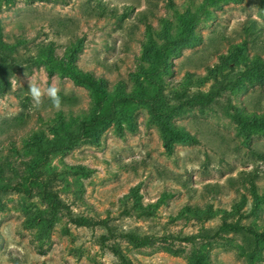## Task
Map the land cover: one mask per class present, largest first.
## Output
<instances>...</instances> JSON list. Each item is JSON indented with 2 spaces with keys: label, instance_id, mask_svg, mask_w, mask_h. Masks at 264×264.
<instances>
[{
  "label": "rangeland",
  "instance_id": "obj_1",
  "mask_svg": "<svg viewBox=\"0 0 264 264\" xmlns=\"http://www.w3.org/2000/svg\"><path fill=\"white\" fill-rule=\"evenodd\" d=\"M0 23V264H264V0H0Z\"/></svg>",
  "mask_w": 264,
  "mask_h": 264
},
{
  "label": "clouds",
  "instance_id": "obj_2",
  "mask_svg": "<svg viewBox=\"0 0 264 264\" xmlns=\"http://www.w3.org/2000/svg\"><path fill=\"white\" fill-rule=\"evenodd\" d=\"M59 92L60 89L55 84L42 87L35 79L28 80L27 95L30 96L35 108H40L43 105L44 98L47 97L54 109L61 110L62 101Z\"/></svg>",
  "mask_w": 264,
  "mask_h": 264
},
{
  "label": "trees",
  "instance_id": "obj_3",
  "mask_svg": "<svg viewBox=\"0 0 264 264\" xmlns=\"http://www.w3.org/2000/svg\"><path fill=\"white\" fill-rule=\"evenodd\" d=\"M0 44H1V23H0ZM5 68L1 65L0 66V97L4 96L5 94H7V92L9 91L10 85L6 82V80L1 76V73L4 72ZM89 77V76H88ZM77 79V77H76ZM85 83H89L88 80H84ZM202 101H211V97H205V98H201ZM111 118V116H109V119ZM190 143H196L197 140H195V138L190 137L189 138ZM76 221L75 223H79V225H81V222H79V220H74Z\"/></svg>",
  "mask_w": 264,
  "mask_h": 264
}]
</instances>
